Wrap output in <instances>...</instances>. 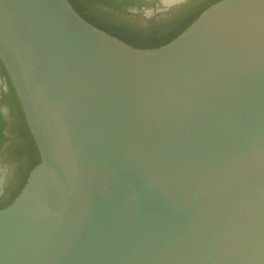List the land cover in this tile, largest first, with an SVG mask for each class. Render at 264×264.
Here are the masks:
<instances>
[{"label": "water", "instance_id": "1", "mask_svg": "<svg viewBox=\"0 0 264 264\" xmlns=\"http://www.w3.org/2000/svg\"><path fill=\"white\" fill-rule=\"evenodd\" d=\"M0 60L41 157L0 264H264V0L156 49L69 0H0Z\"/></svg>", "mask_w": 264, "mask_h": 264}, {"label": "flooded vegetation", "instance_id": "2", "mask_svg": "<svg viewBox=\"0 0 264 264\" xmlns=\"http://www.w3.org/2000/svg\"><path fill=\"white\" fill-rule=\"evenodd\" d=\"M69 1L101 29L130 41L161 45L187 29L214 0L172 4L163 0ZM37 151L21 103L0 60V210L10 205L25 186L37 162Z\"/></svg>", "mask_w": 264, "mask_h": 264}, {"label": "trees", "instance_id": "3", "mask_svg": "<svg viewBox=\"0 0 264 264\" xmlns=\"http://www.w3.org/2000/svg\"><path fill=\"white\" fill-rule=\"evenodd\" d=\"M219 1H221V0H214V1H213L208 7H206V9L209 8L211 5H213V4L217 3V2H219ZM72 6H73V5H72ZM73 7H74V6H73ZM74 8H75V7H74ZM206 9H205V10H206ZM75 10L77 11L76 8H75ZM205 10H204V11H205ZM204 11H203V12H204ZM77 12H78V13H79V14H80L85 20H87L89 23H91V22H90L88 19H86V18H85V17H84L79 11H77ZM203 12H202V13H203ZM202 13H201V14H202ZM201 14H200V15H201ZM200 15H198V16H197V17H196V18L190 23V25H191V24H192V23H193V22H194V21H195ZM91 24L94 25L93 23H91ZM190 25H189V26H190ZM94 26L97 27L96 25H94ZM189 26H188V27H189ZM188 27H187V28H188ZM97 28H99V27H97ZM99 29L102 30V31H105L106 33H108V34H110V35H112V36H114V37H116L117 39H120L121 41L125 42L126 44H128V45H130V46H133V47H135V48H138V49H156V48H159V47H161V46L167 44V43H163V44H161V45H152V44H149V43H148V44H147V43H138V42H135V41H130V40H128V38H126L125 36L119 35V34H117V33H115V32L108 31V30H106V29H104V28H102V29L99 28ZM185 30H186V29H184L183 31H185ZM183 31H181V33H182ZM181 33H180V34H181ZM180 34H179V35H180ZM179 35H177L176 37H178ZM176 37H173L169 42H171L172 40H174ZM169 42H168V43H169ZM38 153H39V151H37V156H38L37 162H36V164L34 165V167L32 168V170H33L38 164H40V162H41V158L39 157V154H38ZM32 170H31V172H32ZM26 183H27V182H26ZM25 185H26V184H25ZM24 187H25V186H24ZM24 187H23V188H24ZM23 188H22V190H23ZM22 190H21V191H22ZM21 191H20V193H21ZM20 193H19V194H20ZM19 194H18V195H19ZM18 195L15 197V199L18 197ZM15 199H14V200H15ZM12 203H13V202H12ZM12 203H11V204H12ZM11 204H10V205H11ZM10 205H8V206H10ZM8 206H7V207H8ZM7 207H6V208H7Z\"/></svg>", "mask_w": 264, "mask_h": 264}, {"label": "bare ground", "instance_id": "4", "mask_svg": "<svg viewBox=\"0 0 264 264\" xmlns=\"http://www.w3.org/2000/svg\"><path fill=\"white\" fill-rule=\"evenodd\" d=\"M178 1H182V0H163V2L165 4H172V3H175V2H178Z\"/></svg>", "mask_w": 264, "mask_h": 264}]
</instances>
